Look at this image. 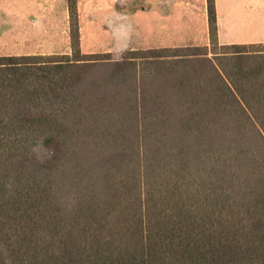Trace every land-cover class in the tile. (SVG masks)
Returning a JSON list of instances; mask_svg holds the SVG:
<instances>
[{
  "label": "trees",
  "instance_id": "obj_1",
  "mask_svg": "<svg viewBox=\"0 0 264 264\" xmlns=\"http://www.w3.org/2000/svg\"><path fill=\"white\" fill-rule=\"evenodd\" d=\"M66 8L71 55L0 56V264H264V44L111 62L81 54L76 0ZM105 67L92 85L121 94L70 106ZM87 126L117 150L69 154Z\"/></svg>",
  "mask_w": 264,
  "mask_h": 264
},
{
  "label": "rangeland",
  "instance_id": "obj_2",
  "mask_svg": "<svg viewBox=\"0 0 264 264\" xmlns=\"http://www.w3.org/2000/svg\"><path fill=\"white\" fill-rule=\"evenodd\" d=\"M76 6L81 54L107 55L111 62L121 61L129 50L191 47L197 53L206 49L207 57L215 59L226 51L222 45L264 44V0H215L220 41L217 26L213 45L206 0H76ZM21 55H71L66 0H0V56ZM108 74V67L89 71L72 94L70 106L77 110L93 106L104 90L113 102L124 85L102 84L100 89L92 85L110 79ZM108 102L105 96L101 105ZM71 119L73 126L80 127L82 121ZM88 127L72 136L69 154L117 150L107 133ZM35 153L49 154L42 142Z\"/></svg>",
  "mask_w": 264,
  "mask_h": 264
},
{
  "label": "crops",
  "instance_id": "obj_3",
  "mask_svg": "<svg viewBox=\"0 0 264 264\" xmlns=\"http://www.w3.org/2000/svg\"><path fill=\"white\" fill-rule=\"evenodd\" d=\"M218 19V18H217ZM217 26H218V40L220 39V31H219V20H217ZM220 41V40H219Z\"/></svg>",
  "mask_w": 264,
  "mask_h": 264
}]
</instances>
